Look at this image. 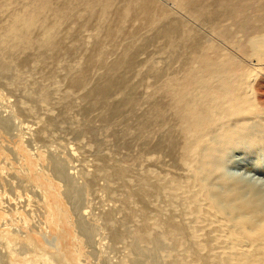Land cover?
<instances>
[{
  "label": "bare ground",
  "instance_id": "obj_1",
  "mask_svg": "<svg viewBox=\"0 0 264 264\" xmlns=\"http://www.w3.org/2000/svg\"><path fill=\"white\" fill-rule=\"evenodd\" d=\"M164 1L171 7L159 0H5L2 8L26 10L0 30L3 44L21 37L20 50L3 58L22 71L20 53L39 49L51 62L50 51L63 54L59 35L76 27L102 37L113 54L78 58L63 68L67 79L55 91L76 103L72 135L97 154L106 151L98 160L122 183L124 225L112 235L127 238L139 256L160 242L176 264H264V179L242 159L264 149V0ZM81 11L86 16L75 25ZM64 122L61 113L45 131ZM7 233L18 247L19 233Z\"/></svg>",
  "mask_w": 264,
  "mask_h": 264
},
{
  "label": "rangeland",
  "instance_id": "obj_2",
  "mask_svg": "<svg viewBox=\"0 0 264 264\" xmlns=\"http://www.w3.org/2000/svg\"><path fill=\"white\" fill-rule=\"evenodd\" d=\"M4 1L0 0V30L26 10L22 4L2 8L6 5ZM159 2L171 7L169 1ZM172 10L177 12L176 9ZM47 15L49 20L56 19L49 12ZM85 16L86 13L81 11L71 22L79 25L77 21ZM188 22L210 36L204 27L197 26V23L189 19ZM137 29V26L128 27L125 32L129 34ZM12 35L7 44L0 40L2 264H150L154 261L157 264H176L174 252L160 242L152 246V238L146 241L145 245L152 246L154 252L149 250L150 252L139 256L126 244L127 238L123 235H112L113 230H122L121 223L124 225V213H117L124 205L125 192L121 187L122 183L117 184L105 166L99 162L98 159L105 155L106 151L97 154L93 148L87 147L83 140L72 135L70 128L74 123L75 111L69 108L76 106V103L72 98H61L62 88L60 92L55 91L56 82L67 79L63 68L73 69L78 58L95 59L96 55L104 57L113 54L110 44L104 46L102 37L90 38L87 32L76 27L73 35H59L63 54L56 50L50 51L48 54L54 57L51 62L46 59L47 54L39 49L20 53L15 62L26 65V68L20 71V68L11 62V58H3V53L20 50V35ZM250 42L252 45L256 44L253 39ZM218 43L222 45L221 41ZM149 50L147 48V52ZM248 68L254 70L255 63H251ZM19 74H22V77ZM263 81L262 76L261 85L264 84ZM39 88L47 95L46 99L38 94ZM61 113L64 114L65 122L46 132V121L53 120L54 117L57 120ZM242 159L245 160L243 163L246 170H253L258 177L264 179V149L254 150ZM71 175L75 177L70 178ZM73 188L75 196L69 194ZM41 190L49 194V202H45ZM49 209L55 216L54 220L53 217L48 218ZM93 220H96V223ZM112 220H117L115 223L118 224H112ZM137 220L138 218L134 221ZM76 227H79L78 231L81 233L79 238L76 236ZM83 228H88L89 232L83 231ZM7 230L19 233L20 237L14 236L18 247L12 248V243L8 241L9 236H6ZM27 234L30 235L25 237ZM155 253H159V257L155 256L158 261L152 256Z\"/></svg>",
  "mask_w": 264,
  "mask_h": 264
}]
</instances>
